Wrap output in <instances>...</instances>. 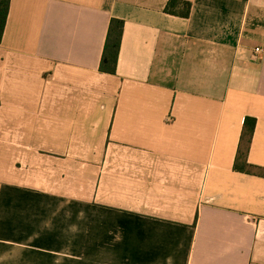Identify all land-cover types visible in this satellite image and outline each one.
<instances>
[{
	"label": "crops",
	"instance_id": "obj_1",
	"mask_svg": "<svg viewBox=\"0 0 264 264\" xmlns=\"http://www.w3.org/2000/svg\"><path fill=\"white\" fill-rule=\"evenodd\" d=\"M169 1L11 0L0 264H264V0Z\"/></svg>",
	"mask_w": 264,
	"mask_h": 264
},
{
	"label": "trees",
	"instance_id": "obj_2",
	"mask_svg": "<svg viewBox=\"0 0 264 264\" xmlns=\"http://www.w3.org/2000/svg\"><path fill=\"white\" fill-rule=\"evenodd\" d=\"M11 0H0V45L3 42L5 29L10 12ZM192 10V4L183 0H170L165 8L167 14L182 18H189ZM125 23L120 19H112L107 41L104 49L103 58L100 65V71L107 74H116L117 63L119 59L121 43L124 33ZM256 120L247 118L244 125L242 143H250L255 130ZM247 148L240 150L235 169L251 173V167L243 159L246 156Z\"/></svg>",
	"mask_w": 264,
	"mask_h": 264
},
{
	"label": "built area",
	"instance_id": "obj_3",
	"mask_svg": "<svg viewBox=\"0 0 264 264\" xmlns=\"http://www.w3.org/2000/svg\"><path fill=\"white\" fill-rule=\"evenodd\" d=\"M263 52L261 49H256V53H261Z\"/></svg>",
	"mask_w": 264,
	"mask_h": 264
}]
</instances>
